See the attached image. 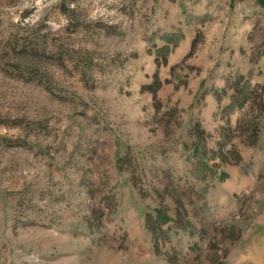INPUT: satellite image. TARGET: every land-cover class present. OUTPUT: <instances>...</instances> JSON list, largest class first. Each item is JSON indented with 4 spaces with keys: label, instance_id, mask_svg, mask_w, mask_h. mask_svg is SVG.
<instances>
[{
    "label": "rangeland",
    "instance_id": "374dc122",
    "mask_svg": "<svg viewBox=\"0 0 264 264\" xmlns=\"http://www.w3.org/2000/svg\"><path fill=\"white\" fill-rule=\"evenodd\" d=\"M0 264H264L257 0H0Z\"/></svg>",
    "mask_w": 264,
    "mask_h": 264
},
{
    "label": "trees",
    "instance_id": "16d2710c",
    "mask_svg": "<svg viewBox=\"0 0 264 264\" xmlns=\"http://www.w3.org/2000/svg\"><path fill=\"white\" fill-rule=\"evenodd\" d=\"M257 2L260 4V6L262 8H264V1L263 0H257ZM158 64V62H156ZM160 85L159 79L156 76V73L154 72L152 74V80L150 81V83L146 84V85H142L141 86V90H146L148 92H150L152 94V97L155 95V92L158 88V86ZM247 97V95L245 94V97H243V100ZM222 157V156H221ZM159 219L160 222L162 220H166V217L164 214H161L159 212L156 211V216L152 217V219Z\"/></svg>",
    "mask_w": 264,
    "mask_h": 264
}]
</instances>
